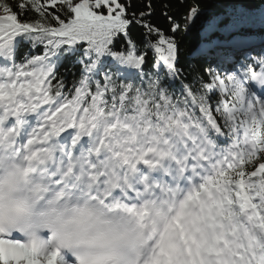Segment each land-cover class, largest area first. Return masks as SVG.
<instances>
[{"label":"snow or ice","instance_id":"6c2138e0","mask_svg":"<svg viewBox=\"0 0 264 264\" xmlns=\"http://www.w3.org/2000/svg\"><path fill=\"white\" fill-rule=\"evenodd\" d=\"M179 2L0 0V264H264V0Z\"/></svg>","mask_w":264,"mask_h":264},{"label":"trees","instance_id":"16d2710c","mask_svg":"<svg viewBox=\"0 0 264 264\" xmlns=\"http://www.w3.org/2000/svg\"><path fill=\"white\" fill-rule=\"evenodd\" d=\"M163 0H153V6L156 8V15L153 17L155 23H157L160 27L167 29L169 22L162 16L160 11V5ZM222 2V0H200V6L203 9H206L209 12H214L218 10V5ZM146 0H130L131 7L129 9L130 12H139L143 10L144 4ZM251 7L258 8L260 6V0H251ZM172 9L173 11L170 14L174 15L176 19H180L184 15V8L180 7L179 0H172ZM137 29H134V35L137 34ZM197 45V34L195 31L190 32L187 36L184 37L182 49H183V59L182 63L187 66L188 63L193 62L191 57L194 53V49ZM26 51V49H25ZM149 66L151 65L152 56L149 53Z\"/></svg>","mask_w":264,"mask_h":264}]
</instances>
